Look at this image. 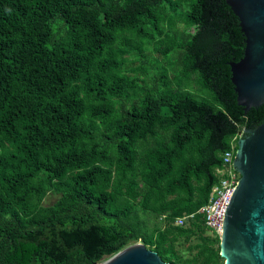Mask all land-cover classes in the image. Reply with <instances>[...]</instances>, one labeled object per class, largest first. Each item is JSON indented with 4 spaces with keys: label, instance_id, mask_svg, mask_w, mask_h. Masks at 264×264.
<instances>
[{
    "label": "trees",
    "instance_id": "obj_1",
    "mask_svg": "<svg viewBox=\"0 0 264 264\" xmlns=\"http://www.w3.org/2000/svg\"><path fill=\"white\" fill-rule=\"evenodd\" d=\"M245 39L227 0H0V264H99L136 242L225 264L198 211L264 121L231 79Z\"/></svg>",
    "mask_w": 264,
    "mask_h": 264
},
{
    "label": "water",
    "instance_id": "obj_2",
    "mask_svg": "<svg viewBox=\"0 0 264 264\" xmlns=\"http://www.w3.org/2000/svg\"><path fill=\"white\" fill-rule=\"evenodd\" d=\"M245 35L244 56L231 62L239 105L264 104V0H227ZM233 161L239 180L225 213L220 254L225 264H264V121L245 128ZM99 264H173L142 242Z\"/></svg>",
    "mask_w": 264,
    "mask_h": 264
},
{
    "label": "built area",
    "instance_id": "obj_3",
    "mask_svg": "<svg viewBox=\"0 0 264 264\" xmlns=\"http://www.w3.org/2000/svg\"><path fill=\"white\" fill-rule=\"evenodd\" d=\"M235 153L229 150L224 155V165L218 168L220 174L219 182L213 187L209 202L205 204L198 212H202L206 227L214 233L221 235L225 213L239 180L240 174L234 169ZM195 213L179 217L176 221L178 225H184L187 221L194 219Z\"/></svg>",
    "mask_w": 264,
    "mask_h": 264
},
{
    "label": "rangeland",
    "instance_id": "obj_4",
    "mask_svg": "<svg viewBox=\"0 0 264 264\" xmlns=\"http://www.w3.org/2000/svg\"><path fill=\"white\" fill-rule=\"evenodd\" d=\"M57 198H58V195L56 193L50 192L45 199V204H51L55 202ZM208 234L214 235V233H212L209 229H208Z\"/></svg>",
    "mask_w": 264,
    "mask_h": 264
}]
</instances>
